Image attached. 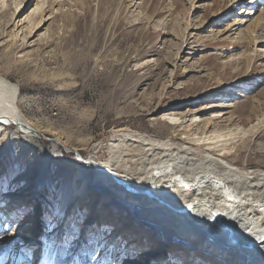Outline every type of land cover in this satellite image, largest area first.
I'll return each instance as SVG.
<instances>
[{"label": "rangeland", "instance_id": "rangeland-1", "mask_svg": "<svg viewBox=\"0 0 264 264\" xmlns=\"http://www.w3.org/2000/svg\"><path fill=\"white\" fill-rule=\"evenodd\" d=\"M0 34V75L41 132L0 125V264H223L206 242L192 262L196 241L175 231L157 255L162 223L115 184L95 183L69 211L72 182L79 154L108 161L119 131L218 154L259 179L264 0H0ZM55 139L66 148L53 153ZM238 256L229 263L246 264Z\"/></svg>", "mask_w": 264, "mask_h": 264}, {"label": "bare ground", "instance_id": "bare-ground-1", "mask_svg": "<svg viewBox=\"0 0 264 264\" xmlns=\"http://www.w3.org/2000/svg\"><path fill=\"white\" fill-rule=\"evenodd\" d=\"M21 8L16 6L6 25L16 26L13 18L17 14L20 18ZM40 20L38 27L43 18ZM16 91L17 86L0 75V125L14 123L29 137L37 136L41 132L25 120L14 105ZM135 137L125 131L115 133L108 161H95L78 153L81 158L72 182L69 211L90 197L95 183L107 188L115 184L116 193L129 204H137L135 200L143 197L138 199L139 207L150 216L149 221L162 223L158 226L161 252L157 255L164 253V248L173 241L170 232L175 231L178 236L196 241L190 251L192 262L206 242L212 252L205 248L208 254L217 259L220 256L223 264H230L234 255H239L246 264H264V171L255 180L253 172L233 166L218 154L202 155L190 146H177L171 139L161 141L138 136L134 140ZM127 138L130 144L125 141ZM52 142L53 153L59 147L66 148L59 139ZM213 143L206 142L202 146ZM94 170L96 175L91 177L89 171ZM46 171L43 165L39 172L44 175ZM109 197L104 194V198ZM46 258L43 255L39 264H49Z\"/></svg>", "mask_w": 264, "mask_h": 264}, {"label": "snow or ice", "instance_id": "snow-or-ice-1", "mask_svg": "<svg viewBox=\"0 0 264 264\" xmlns=\"http://www.w3.org/2000/svg\"><path fill=\"white\" fill-rule=\"evenodd\" d=\"M15 178V170H13L10 174H9V179L12 180ZM51 227V226H50Z\"/></svg>", "mask_w": 264, "mask_h": 264}]
</instances>
